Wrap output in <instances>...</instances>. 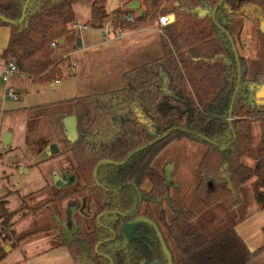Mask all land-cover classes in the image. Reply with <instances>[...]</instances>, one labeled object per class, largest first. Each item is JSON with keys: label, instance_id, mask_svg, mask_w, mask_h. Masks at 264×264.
I'll return each mask as SVG.
<instances>
[{"label": "trees", "instance_id": "obj_1", "mask_svg": "<svg viewBox=\"0 0 264 264\" xmlns=\"http://www.w3.org/2000/svg\"><path fill=\"white\" fill-rule=\"evenodd\" d=\"M71 1L31 0L24 21L19 23L28 0H0V27L10 29L0 59L6 65L14 62L18 75L35 85L70 77L71 61L67 56L56 59L55 51L61 40L66 43L76 31L72 29L76 12ZM138 1L141 16L127 9L130 2L110 13L107 0H95L88 24L102 30L111 21L114 30L138 31L158 25L160 16L173 15L174 21L161 28L163 56L126 72L120 90L61 104L72 105L77 118L79 137L69 151L80 182L69 190H57L51 210L62 221L66 219L62 202L82 195L89 203L92 199L97 203L91 225L76 214L79 231L64 246L74 264H168L150 226L138 227L141 239L123 243L120 229L139 208L138 188L146 204L145 215L158 225L168 248L166 236L180 252V260L173 259V264H250L264 255V243L252 251L233 229L208 239L195 225L196 214L172 197L154 163L174 143L201 144L206 151L200 161L197 195L207 205H221L231 212L242 203V188L251 183L253 198L264 213V73L249 75L247 60L240 53L243 30L234 35L226 26L235 19L262 26L264 0H224L220 6L221 0ZM166 3H172V9L166 8ZM131 13L135 15L132 22L127 18ZM239 68L241 84L230 115ZM51 107L27 110L26 145L37 155L53 138L49 134L40 140L33 126L50 115ZM256 125L261 140L258 146L254 142ZM245 160L255 166L246 165ZM104 161L109 163L102 164ZM8 205L0 198V237L4 243L19 242L23 238H17L14 227L27 217L30 208H25L24 202L11 211ZM166 209L173 214L170 222ZM262 232L264 236V227ZM57 237L60 240V235ZM3 244L0 264L7 256Z\"/></svg>", "mask_w": 264, "mask_h": 264}, {"label": "rangeland", "instance_id": "obj_2", "mask_svg": "<svg viewBox=\"0 0 264 264\" xmlns=\"http://www.w3.org/2000/svg\"><path fill=\"white\" fill-rule=\"evenodd\" d=\"M94 1L95 0L71 1L76 12V23L79 26H82V29L76 30L75 33L68 38L67 42L61 44L55 51L56 59L67 56L69 57L68 60L71 62L80 61L83 65L86 64L87 69L84 70L79 82V97L120 90L124 86L122 79V74L124 72L135 69L163 56V38L161 30L157 24L152 27L138 30L144 31L145 33L143 35H135L130 38L124 37L122 39H116V42L105 43L107 40L104 37L102 30L92 29L88 24ZM130 1L131 0H107L106 8L108 12L111 13L114 10L125 6V4ZM165 7L172 9V3H166ZM226 26L234 35L240 30H243V38L244 35H246L245 39H243L244 48L240 53L246 58V60L247 53H251V71L249 72V75L251 76L256 73H264V26L257 23H249L244 19L231 20L227 22ZM153 31H155V33L152 38L146 35L148 32ZM127 34L128 33L126 32L125 35ZM82 35L86 37V40L84 41H88V39H90V43H97L98 45H101L96 50L88 52L89 55L87 58H84V56L82 58L81 55L75 53V51H82L84 49L83 47L78 48L77 46V40L81 39ZM247 65L249 66L248 60ZM74 76H77V74L74 73ZM3 84L4 83L0 77L1 88L4 86ZM261 95H264V86L261 89ZM59 111H68L69 113L73 112V106H54L50 113H56ZM8 119L9 118L4 119L2 124L3 128L6 127V121ZM58 126L59 117L53 116L52 114L48 115L46 119H43L38 126H33V128L37 131V134L35 133V135L38 136L40 140L47 139L49 134H51L53 140L49 146L52 144H58L59 147L63 149L59 156L52 158L46 152V149L49 146L46 149H43L42 155H37L33 152V149L30 150L28 147L22 148L21 150H14L12 146L7 149L3 145V136L5 133L2 134L1 137L0 198L5 196L8 201L9 208L11 209H20L22 204L25 202V208L28 206V208L32 210L28 211L29 213L26 219L22 220L17 229L21 236L28 234L20 241L23 248L26 246L28 241L34 242L40 238H58L57 236L60 235V225L56 222V217L50 207L52 206L50 202L53 200L54 194L57 191L54 185L55 176H52V173H54L56 169L61 170L66 168L76 176V182H80L76 172L75 161L72 153L69 151L71 145L67 143L66 138H63L62 135L59 134L57 131ZM23 132V129H20L19 131L18 126L16 139L18 137L20 142L23 141ZM254 141H256L255 146H258L261 143L258 125L254 128ZM257 141L259 144H257ZM6 150L8 151L7 154H5ZM205 151L206 148L201 144L188 141L174 143L156 160L154 167L164 173L168 166H173L171 173V182L174 185L171 187L172 197L187 210L193 211V213L196 214V225L202 231L210 229L215 223L218 229L213 235H217L218 233H221V231H225L227 224L229 225V221L225 220L221 211H209L207 209L209 205H205L196 192V188L200 180V161ZM20 157H22V161H25V163L28 162L23 164L26 168V173H19L13 168L20 164ZM244 163L250 167L255 166V163L251 160H245ZM28 167L34 168L29 169ZM4 169H6V174H8L6 177H4L2 173ZM43 174L48 177L47 183ZM45 184H47V187L42 188ZM149 188L150 186L147 185L146 189ZM29 192L32 193L25 195ZM242 197L243 204L242 210L239 214L240 218L251 215L253 213L252 207L256 204L253 199L251 183L246 184L242 188ZM200 203L204 204V207H202ZM61 206L65 214H67L66 209L69 206V200L62 202ZM218 208L224 210L221 205L218 206ZM91 209L95 214L97 211V203L95 199H92ZM166 215L167 220L170 222L173 219V214L166 209ZM157 218L160 220L158 213ZM232 218L235 219L237 217H231L230 219ZM230 221L232 222V220ZM89 224L91 225V221H89ZM21 236L17 235V238ZM166 237L173 258L175 260H180L181 255L179 250L175 246L174 242L168 236ZM210 237H212V235ZM6 242L7 243L3 246L4 248H15L13 247L14 244L12 245V240H8ZM0 243H4L1 237Z\"/></svg>", "mask_w": 264, "mask_h": 264}, {"label": "crops", "instance_id": "obj_3", "mask_svg": "<svg viewBox=\"0 0 264 264\" xmlns=\"http://www.w3.org/2000/svg\"><path fill=\"white\" fill-rule=\"evenodd\" d=\"M126 32L128 34L125 35L124 37H129V38L135 35L136 36L143 35L145 33L142 30L141 31H126ZM154 33L155 31L148 32V34L146 35L152 38ZM245 37L246 35H244V38L242 36L243 39H245ZM85 38H86L85 36L83 35L81 36L82 47L84 49L82 51H75V53L81 55L82 58L83 56L84 58H87V56L89 55L88 52L94 51L101 46V45H98L97 43H94V44L90 43L89 42L90 39H88V41H84L86 40ZM9 40H10V29L7 27H0V54L2 50H4L7 47ZM116 41H117L116 39L115 40L113 39L105 43L116 42ZM162 49H163V45H162ZM247 60H248V64H249L248 68L250 72L251 71V68H250L251 53H247ZM72 63L76 64V67L72 71V75L56 83H52L48 85H35L28 78L24 76L12 75L9 80V83L5 84L2 80V74L7 65L0 59V77H1L2 82L4 83L3 84L4 86H2V88L0 86V142H1L2 134L10 133L11 142L8 145L7 149L11 148L12 146L14 150L15 149L21 150L22 148H27L26 134H27V122L29 118L28 111H27L28 109L33 108V107H38V106H44V105H51L53 107L59 106V105L61 106L62 103L74 100L79 97V89H80L79 82L83 75L84 70H86L87 68H86V64L83 65L80 61H72ZM126 72H124L122 76ZM74 73H76L77 76H74ZM7 87L10 88L11 91H13V93L17 95L18 97L17 100L8 99V97L6 96ZM53 107H51L50 112L52 111ZM51 114L53 116L59 117V126H58L57 131L59 132L60 135H62L63 138H66L63 119L66 117L75 116V115L72 112L69 113L68 111H63V112L59 111L56 113H50V115ZM5 118H9V119L6 121L7 122L6 127L3 128L2 124ZM18 126H19V131L20 129L24 130L22 142L19 141L18 137L16 139V132H17ZM254 142L256 143V141ZM257 144H259L258 141H257ZM53 145L54 144H52L46 149L47 154L51 158L59 156V154L63 150L59 147L58 144H56L58 147V152H55L54 150L51 151L49 148L52 147ZM7 153L8 151L6 150L5 154ZM42 154L43 152L40 153V155ZM20 159H21L20 164L13 168L16 169L19 173L21 172L26 173V168L23 165L25 161H22V157H20ZM7 167H10V166H7ZM17 167H19L20 169ZM34 167H38V166H34ZM34 167H28V168L30 169ZM64 171H70V170L66 168L61 169V170L56 169L54 173H52V176H59L60 177L59 180H61L63 178ZM2 173L4 177L8 176V174H6V169H4ZM43 176L45 177V181L47 183V179H48L47 175L45 176L43 174ZM45 187H47V184H45L42 188H45ZM57 188L62 189L61 186L55 185V189ZM30 193L32 192H29L25 195H28ZM241 194H242V190H241ZM1 198L6 199L5 196ZM203 203L205 202L203 201ZM242 204H243V197H242V203L231 212L226 211L224 208H223L224 210H221L220 208H218V206L220 205L208 206L207 209L211 212L221 211L225 220L229 221V225L227 224V228L225 229V231L229 229L235 230L242 237L245 243L248 245L249 249L252 251H255L259 249L264 243V236L262 232V229L264 227V213L259 209L258 205L255 204L256 206L254 205L252 207L253 213L251 215L249 216L247 215L246 217L240 218L239 214L242 210ZM200 205L204 207L203 206L204 204L200 203ZM205 205L207 204L205 203ZM8 208H9V205H8ZM9 209L11 211L18 210V209H11V208ZM231 217H237V218L230 219ZM230 220H232V222ZM21 222L22 221L18 222L16 226L14 227L16 236L17 235L21 236V234L17 231L18 226L20 225ZM195 225H196V221H195ZM197 228L208 239H214L220 234H222L223 232H225V231H221V233H218L217 235H213L214 232L218 229L215 223L211 226L210 229L208 230L205 229V231H202L198 226ZM26 235L21 236V238H24ZM211 235L212 237H210ZM5 243L4 244L2 243L3 246L5 245ZM13 244H14L13 247L15 248L10 249V251L7 253V256L2 264H74L67 248L61 242V240H58V238H55V237L51 239L50 238H40L38 240H35L34 242L28 241V243H26V246L24 248L22 247L20 241L19 242L13 241L12 245ZM250 264H264V256L263 255L260 256L258 259H256Z\"/></svg>", "mask_w": 264, "mask_h": 264}, {"label": "water", "instance_id": "obj_4", "mask_svg": "<svg viewBox=\"0 0 264 264\" xmlns=\"http://www.w3.org/2000/svg\"><path fill=\"white\" fill-rule=\"evenodd\" d=\"M30 1L31 0H28L26 6L24 8V13H23L22 20L19 23H22L24 21V18H25V15H26L27 6H28V4H29ZM223 1L224 0H221L219 6L223 3ZM127 9L128 10H131V11H137L140 16L143 14V11L141 10L140 2L138 0H134V1L130 2L127 5ZM215 13H216V9L213 11V18L215 16ZM262 26H264V24ZM229 38H230L231 43L233 45V51L235 53L237 62L239 63V55H238L237 49H236V47H235V45L233 43V39H232L231 35H229ZM63 43H64V40H61L59 42L60 45L63 44ZM77 46H78V48H81L82 47L81 39H78L77 40ZM240 84H241V69L239 68L238 86L236 88V93H235V95L233 97V101H232V104H231L230 115H232V112H233L234 103L236 101V97H237V93L239 91ZM63 124H64V127H65V133L68 136L70 142L74 143L78 139L77 118H76V116H69V117L64 118L63 119ZM169 133L170 132H168L166 135H164L161 139L167 137ZM10 142H11V134L10 133H5V135L3 136V143H4V145H5L6 148L8 147V145L10 144ZM52 147H53V150L55 152H58V147H57L56 144H54ZM107 163H109V162L108 161L102 162V164H107ZM172 167L173 166H168L165 169V171H164V178H165V181H166V185L169 188H171V187L174 186L172 184V182H171ZM97 170H98V168L95 170V173H94L95 176H96ZM59 179H60L59 176H55V181H58ZM73 182H74V178L70 182V184H72ZM138 194H140L139 191H138ZM70 222H71V228L69 226H67L66 222H63V224H62V226H63L62 236L63 237L61 239V242L63 244H69V243H71L72 240H73L74 235L78 232V228L75 227V224H74L72 218L70 219ZM141 224H147V225H149L150 227H152L155 230V232L157 233V236L159 238V241H160V244H161L163 253H164V255L167 258L168 264H173V256H172L170 250L168 249V247L166 245V242H165V240H164V238L162 236V233L160 232L158 226L153 221H151L148 218H144V217L137 218V219H135L133 221H130V222L126 223L121 228V235H122L125 243H129L128 238L134 232L135 226L141 225ZM135 239H137V237H135ZM9 251H10V249L8 247L5 248V252L6 253H8Z\"/></svg>", "mask_w": 264, "mask_h": 264}, {"label": "flooded vegetation", "instance_id": "obj_5", "mask_svg": "<svg viewBox=\"0 0 264 264\" xmlns=\"http://www.w3.org/2000/svg\"><path fill=\"white\" fill-rule=\"evenodd\" d=\"M66 134V133H65ZM79 137V136H78ZM66 140H67V143L69 144V145H73L74 143H72V142H70V140H69V138H68V136L66 135ZM51 151H53V147H50L49 148ZM50 151V152H51ZM99 168V167H98ZM160 171V170H159ZM161 172V171H160ZM161 174L163 175V177H164V173H162L161 172ZM73 178H74V182L72 183V184H70V182L73 180ZM165 179V178H164ZM76 176L71 172V171H64L63 172V178L61 179V180H58V181H55L54 182V185H57V186H61L62 187V189H66V190H69L70 188H72L75 184H76ZM57 190H60V189H58L57 188ZM139 191L140 192V190L138 189V188H136V191ZM138 191H137V194H138ZM138 196L140 197V199H139V208H138V210L136 211V213H135V215H132V216H130L129 218H127V220H126V222H124V224L121 226V228L126 224V223H128V222H130V221H133V220H135V219H137V218H140V217H144V218H148L146 215H145V211H146V204L145 203H143V200H142V198H141V192H140V194H138ZM67 211H66V219L65 220H59V219H56V222L60 225V227H61V231H60V240L62 239V231H63V226H62V224H63V222H66V224H67V226H69L70 228H71V222H70V219L72 218L73 219V222H74V224H75V227H77L78 228V226H77V223H76V221H75V216H76V214H79V215H81L83 218H84V221H85V223L86 224H88V225H90L89 224V221H91V223H92V221L94 220V218H95V214L92 212V209H91V202L89 203L88 201H87V199H86V197H84V196H82V195H80V196H75V197H72L70 200H69V206L67 207V209H66ZM156 213H158V212H156ZM157 215V214H156ZM158 215H159V213H158ZM102 215H100L99 217H98V219L101 217ZM148 219H150V218H148ZM158 219V218H157ZM151 220V219H150ZM151 221H153V220H151ZM154 222V221H153ZM160 222V221H159ZM155 223V222H154ZM156 224V223H155ZM142 225H147V224H141V225H137V226H135V229H134V232L131 234V236L128 238V240H129V243H125V241H124V239H123V237H122V235H121V237H122V239H123V243L125 244V245H128V244H130L132 241H134V240H136L135 239V237H137V240H139V239H141L143 236L141 235V234H139L138 232H137V229H138V227L139 226H142ZM157 225V224H156ZM147 226H149V225H147ZM158 226V225H157ZM132 228V227H131ZM152 228V227H151ZM159 228V227H158ZM153 229V228H152ZM154 230V229H153ZM160 230V229H159ZM78 231H79V228H78ZM155 231V230H154ZM161 232V231H160ZM78 233V232H77ZM76 233V234H77ZM75 234V235H76ZM120 234H121V229H120ZM157 234V233H156ZM74 235V236H75ZM163 236V235H162ZM158 237V236H157ZM74 238V237H73ZM164 238V237H163ZM159 239V238H158ZM160 242V241H159ZM161 245V244H160ZM167 245V244H166ZM168 247V246H167ZM162 248V247H161ZM169 249V248H168ZM171 252V251H170ZM174 259V258H173ZM154 264H158V263H154Z\"/></svg>", "mask_w": 264, "mask_h": 264}, {"label": "built area", "instance_id": "obj_6", "mask_svg": "<svg viewBox=\"0 0 264 264\" xmlns=\"http://www.w3.org/2000/svg\"><path fill=\"white\" fill-rule=\"evenodd\" d=\"M128 21H134L135 19V15L133 13L128 15ZM174 17L172 15H164V16H160L159 21H158V27L163 28L168 26L170 23H172L174 21ZM72 29L74 30H78V29H82V26H79L77 23H74L72 25ZM102 33L104 35V37L106 38L107 41H110L111 39H122L125 36L126 30L124 29H116L114 30L112 28V24L111 21H109L105 27L102 29ZM52 48L56 49L57 45L54 43L52 44ZM76 67L75 63L71 62V68L72 70ZM19 71L18 68L16 66V64L14 62H10L9 64H7L3 74H2V80L5 84L9 83V80L11 78L12 75H18ZM59 82V81H58ZM6 96L8 97V99L10 100H17L18 97L15 93H13V91H11L10 88L7 87L6 89Z\"/></svg>", "mask_w": 264, "mask_h": 264}]
</instances>
